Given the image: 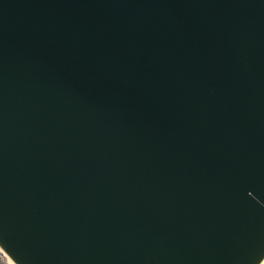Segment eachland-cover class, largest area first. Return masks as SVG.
Here are the masks:
<instances>
[{
  "label": "water",
  "instance_id": "95a60500",
  "mask_svg": "<svg viewBox=\"0 0 264 264\" xmlns=\"http://www.w3.org/2000/svg\"><path fill=\"white\" fill-rule=\"evenodd\" d=\"M0 246L261 264L264 0H0Z\"/></svg>",
  "mask_w": 264,
  "mask_h": 264
},
{
  "label": "built area",
  "instance_id": "2783aa9c",
  "mask_svg": "<svg viewBox=\"0 0 264 264\" xmlns=\"http://www.w3.org/2000/svg\"><path fill=\"white\" fill-rule=\"evenodd\" d=\"M0 264H16L1 246H0Z\"/></svg>",
  "mask_w": 264,
  "mask_h": 264
},
{
  "label": "bare ground",
  "instance_id": "6f19581e",
  "mask_svg": "<svg viewBox=\"0 0 264 264\" xmlns=\"http://www.w3.org/2000/svg\"><path fill=\"white\" fill-rule=\"evenodd\" d=\"M261 264H264V260L262 261V263Z\"/></svg>",
  "mask_w": 264,
  "mask_h": 264
}]
</instances>
